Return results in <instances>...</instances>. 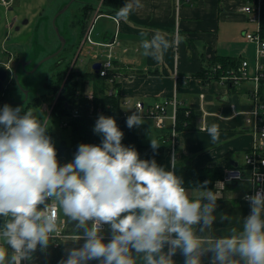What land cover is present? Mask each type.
<instances>
[{"label": "clouds", "instance_id": "obj_1", "mask_svg": "<svg viewBox=\"0 0 264 264\" xmlns=\"http://www.w3.org/2000/svg\"><path fill=\"white\" fill-rule=\"evenodd\" d=\"M141 7V0H126L115 18L127 20ZM140 35L142 54L157 62L179 43L159 29L150 38ZM142 123L138 111L126 119L129 129ZM93 131L102 136L101 144H80L74 160L61 166L47 120L32 108L0 109V264L31 260L38 246L43 251L55 238L84 241L67 249L59 264H174L178 250L184 264H201L207 253L211 264H264V189L245 195L251 211L242 228L214 237L220 191L209 190L205 181L190 197L174 171L122 144L124 133L112 117L100 115ZM200 131L219 142V124ZM150 146L155 153L159 140L152 138ZM70 224L72 233L62 236L61 226Z\"/></svg>", "mask_w": 264, "mask_h": 264}, {"label": "crops", "instance_id": "obj_2", "mask_svg": "<svg viewBox=\"0 0 264 264\" xmlns=\"http://www.w3.org/2000/svg\"><path fill=\"white\" fill-rule=\"evenodd\" d=\"M118 1V8L113 9L103 5L102 0H81V15L86 5L91 7V12L83 33L80 22L76 26L72 22L66 26L72 28L65 38L66 45L71 44L68 48L70 56H74L72 49L80 43L76 62L88 43L92 50L88 54L93 57L91 55L83 73L91 74H98L93 69L95 63L102 65L111 56L113 68L110 73L114 74L108 79L107 92L118 84L121 104L129 101L131 104L142 102L151 106L176 96L178 106L190 110L194 129L175 130L172 106L168 107L163 128H158L151 118H142L153 121L155 128L160 131L142 125L135 127L144 144L149 147L152 138L158 139L160 145L167 142L164 157L157 161L165 170L174 171L173 162L201 168L218 167L222 173L225 168L232 166L231 163L244 167V156L251 147L252 133L245 124L242 112L252 106L250 92L253 84L250 79L238 85L221 84L215 80L207 83L198 75L212 66L216 58L237 60L239 66L247 61L249 76L255 74L257 46L248 41L246 35L259 30L264 39V3L256 19L253 14L242 10L251 0H141L143 7L134 10L127 20H117L116 12L126 3V0ZM46 3L47 0H15L8 9L0 5L10 14L9 20L0 21L8 23V28H16V31L20 30L19 25L25 24L31 29V22L39 20L41 12L48 9L49 3ZM25 19L27 21L21 24ZM96 21L98 26L95 28ZM156 29L165 33L170 42L179 39L178 44L174 43L165 51L162 62L142 54L140 34L146 33L150 38ZM261 65L264 73V59ZM89 78H81L80 90L84 97L93 92V83ZM232 105H235L236 110L231 108ZM123 109L129 111L132 106ZM236 112L240 114L236 115ZM212 123L220 126L217 143H212L206 131H200V128ZM57 160L61 166L69 163L65 157L57 156ZM216 182L214 188L209 190L216 192ZM251 189L246 179L228 184L220 191L222 198L217 200L213 213L216 220L211 228L212 236H227L233 226L242 228L244 219L251 211L250 204L243 197ZM186 190L191 197L197 189ZM225 215L229 217L228 220L221 219ZM73 228L74 224L62 225L61 231L63 235H68ZM103 234L105 238H110L107 226ZM54 240L59 243L62 255L66 258L67 249L84 243L83 240ZM211 257L212 253L204 255L201 264H211ZM173 260L174 264H184V256L179 250ZM26 264H47V248L42 251L38 246Z\"/></svg>", "mask_w": 264, "mask_h": 264}, {"label": "trees", "instance_id": "obj_3", "mask_svg": "<svg viewBox=\"0 0 264 264\" xmlns=\"http://www.w3.org/2000/svg\"><path fill=\"white\" fill-rule=\"evenodd\" d=\"M103 5L118 8V0H102ZM91 7L86 5L80 19L81 32L87 24ZM219 63L221 68L211 75V70L205 68L199 73V78L204 82L206 81H218L222 72L227 69H236L239 67V63L234 59L216 58L213 64ZM21 68L19 67L18 70ZM114 72H109L108 76L100 77L99 74L94 73H78L73 70V67L61 68L53 74V78L47 84V92L41 96L34 97L26 104V111L32 108L33 111H37L42 103H48L49 110L43 114L38 111V118L45 120L46 116L49 118H57L60 125L66 123V126H62V129L68 131V139H63L59 144H54V136L50 134L52 142L57 150L58 157H65L68 162L74 160V155L77 152L80 144H93L100 145L102 136L94 133L93 128L100 115L106 117H112L116 120L118 128L124 133L122 144L125 146L134 147L141 159L159 161L165 155L167 148L166 144L160 145L157 151L154 153L153 149L144 144L142 138L136 132V128L129 129L126 124V119L122 117L123 107L121 104V97L119 95V85L115 84L111 89L115 92L109 96L107 89H109L108 79H111ZM90 76V78H89ZM79 77L80 79L89 78L93 83V99L88 100L81 94L79 89ZM81 81V80H80ZM203 82V83H204ZM207 82V83H208ZM15 80V84H16ZM231 87V86H230ZM9 82L6 85L4 92L5 95L9 90ZM1 94V95H2ZM41 99V101H39ZM76 112V117H73V113ZM189 112V114H187ZM23 114V113H22ZM193 117L190 110L182 107L177 108L175 130H190L194 129ZM56 140V139H55ZM175 175L183 179V187L185 189H199L205 181H208V189L214 188V183L222 177V170L218 167H193L192 165L175 164ZM3 224V219L0 218V226ZM110 238H105V243ZM54 239H51L49 246L47 247V264H59L62 259H66L62 255L60 246L57 245ZM89 264H99L98 261H90Z\"/></svg>", "mask_w": 264, "mask_h": 264}, {"label": "rangeland", "instance_id": "obj_4", "mask_svg": "<svg viewBox=\"0 0 264 264\" xmlns=\"http://www.w3.org/2000/svg\"><path fill=\"white\" fill-rule=\"evenodd\" d=\"M93 1L97 2V0ZM46 4L49 5L48 9L41 12L39 20L31 22V29L27 28L28 24H25L19 25V31H16V28H8V23L1 22L9 20L10 14L0 7V65H6L11 71L10 88L5 95H0V109L8 104L12 107L20 106L25 110L28 101L47 92V84L57 70L62 67L68 69L73 67L75 72L83 73L86 64L90 62L92 54H88V51L92 50L88 47V43L78 55L76 62L80 43L72 49L73 57L68 50L70 43L62 48L61 39H65L72 30L71 27L66 26H69L71 22L75 26L76 23L79 25L82 12L80 11L81 0H47ZM26 21L25 19L20 23L23 24ZM96 26H98L97 21L94 24L95 28ZM92 37L94 38L95 35ZM66 58L68 59L65 61ZM100 59L103 60V58ZM21 61H24V67L17 70L19 82L15 84L12 72L16 64ZM78 80L79 89H82L81 79ZM48 110V103L41 101L39 109L34 112L36 115L38 111L46 114ZM128 113L132 111L129 110ZM48 117L49 115L45 118L48 122L47 135L53 134L54 144L57 145L63 139H68V131L62 129L58 119ZM141 125L155 128L154 122L150 120L143 119ZM156 130L160 131L155 128Z\"/></svg>", "mask_w": 264, "mask_h": 264}, {"label": "built area", "instance_id": "obj_5", "mask_svg": "<svg viewBox=\"0 0 264 264\" xmlns=\"http://www.w3.org/2000/svg\"><path fill=\"white\" fill-rule=\"evenodd\" d=\"M14 1L15 0H0V5L8 9L13 5ZM263 3L264 0H251L248 5L242 8V10L248 14H253L254 18L257 19ZM246 39L248 41L256 43L257 46L255 74L253 76H249V63L247 61H243L238 68L227 69L225 72L223 71L218 81L221 84L231 83L234 85H238L242 81L248 79L251 80L253 84V90L250 92L252 106L249 110H246L242 113L245 116V124L249 127L252 133V144L248 152L244 156V167L229 166L225 168L221 179L218 180L215 184V190L222 191L228 184L237 183L247 179L251 183L252 189L245 195H253L256 191L264 189V73L262 71L261 65V60L264 59V39H262L259 30L257 33L247 34ZM112 68L113 63L111 60V56H109L108 60L101 65L100 69L98 70V74L101 77H106L108 76ZM220 68L221 65L219 63H215L210 66L209 69L211 70V75H214ZM102 73L103 75H101ZM114 92V89H110L108 90L107 94L111 96L114 94ZM85 97L88 100L92 101L93 94L91 92L87 93ZM200 98L203 99L204 96L201 95ZM122 106H132V113H128V111L123 110L122 117L127 118L128 116L132 115L133 112L138 111L142 118L153 119L158 128H163L169 106L173 107L172 119L173 124L175 125L176 112L177 108L179 107L176 96H174L170 100L156 102L151 106H146L142 102L131 104V102L129 101L122 102ZM231 108L236 110L235 105H232ZM187 114H189V112H187ZM237 114H240V112H236V115ZM72 116L76 117V112H74ZM61 125L66 126L67 124L62 123ZM244 197L243 200H245ZM245 201L248 202L247 200ZM61 235L63 236L62 231ZM55 244L56 246L59 245L58 242H56ZM11 251L12 250L9 248L10 253ZM21 264H26V260L22 261Z\"/></svg>", "mask_w": 264, "mask_h": 264}, {"label": "water", "instance_id": "obj_6", "mask_svg": "<svg viewBox=\"0 0 264 264\" xmlns=\"http://www.w3.org/2000/svg\"><path fill=\"white\" fill-rule=\"evenodd\" d=\"M66 9H67V7H66ZM61 40H62V48H64L65 45H66V40L63 39V38ZM22 66L24 67V61L18 62L16 64V66H15L14 71L12 72V74L14 75V79L16 80L17 83L19 82L18 75H17V70H18V67H22ZM100 67H101L100 63H95L93 65V69L96 72L99 70ZM10 75H11L10 69L6 65L1 64L0 65V95L4 92V90L6 88V85L8 84V82L10 80ZM231 164H232L233 167H238L239 166L238 163H231Z\"/></svg>", "mask_w": 264, "mask_h": 264}]
</instances>
